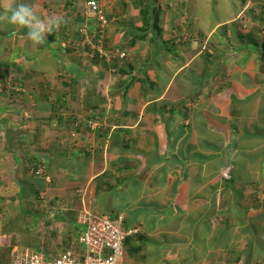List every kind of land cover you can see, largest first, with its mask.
<instances>
[{
	"label": "rangeland",
	"instance_id": "374dc122",
	"mask_svg": "<svg viewBox=\"0 0 264 264\" xmlns=\"http://www.w3.org/2000/svg\"><path fill=\"white\" fill-rule=\"evenodd\" d=\"M149 1L151 0H124V2H132L133 9L130 5H123L125 12L117 18L119 23L112 25L122 26L121 31L125 32V35L122 33L121 43L130 52L128 51L123 62L111 57L114 46L112 42L106 40L105 31L112 26L107 22H100L96 15L84 13L80 16L78 29H86L89 33L88 38L75 37L69 31L68 34L61 36V39L64 37V43L61 44L60 40V50H58L59 39H55L57 34L53 35L57 41L51 35L44 43L32 42L26 45V48H23V45L22 47L12 45L11 42L12 46L7 47L5 42V45L2 42L10 40L0 37V136H3L0 139L5 137L4 151L9 153L4 159L5 164H0V236H2L0 264H5L12 248L10 244L4 246L6 239L19 247L39 245L52 253L69 244L73 236L72 229L78 230L76 221L79 211L77 210H86L94 214L95 212L84 207L90 206L88 202L95 204L113 193L114 183L118 178H122L124 171L127 173L125 169L130 167L128 166L130 162L126 160L133 158L132 156L128 158L124 155L119 160L115 153L111 156L110 152L113 149L122 151L129 147L128 153L132 154L138 148V140L135 143L129 136L132 127L135 126L134 129L140 131L153 123L155 117L159 121V116H165L164 114L157 116L152 112V106L160 96L159 91L149 92L151 91L149 88L157 90L155 85L164 81V78L174 79L176 73L180 74L186 69L187 84H194L195 81L191 76L201 72L200 77L195 76V78L205 86L211 77L219 76L220 73V71L216 72L217 68L208 67L213 66L216 60L220 59V64L223 62L220 68L226 70L229 63L225 60L226 56L222 57V55L226 47L238 46V50L245 49L247 54V57H241L240 63L245 60H255L251 68L257 71L256 76H253V82L264 91V52L262 51L264 0H223L228 4L226 12L217 8L211 0H187L190 5L187 6L188 9H184L183 6L180 9L182 0H160V2L153 0L159 3L153 5V8L158 7L160 10L155 12V15L143 12L152 11ZM170 2H175L179 7V13L186 17L175 31L171 27L166 31L165 38L162 37V33L159 38V35H155L160 30L158 23L165 21L164 26L168 27L169 21H173L177 16L173 15L177 14V7L175 6L172 11L168 5ZM161 5L165 6L164 9ZM105 9L107 8L103 7V14H106ZM210 22L212 31L208 35L203 30ZM129 27L132 31L130 33L127 32ZM151 28L154 29L153 32ZM137 39L142 40L145 45L143 56L135 50L133 43ZM102 41L105 42L103 49L100 45ZM92 46L99 51H94ZM10 47L22 48L30 55L26 53L25 59L23 56L17 57L18 54L11 55ZM48 51L53 53L51 59L45 56ZM63 51H66L67 55H63ZM196 55L201 57L200 63L203 66L200 71L193 67V59ZM55 56L56 58H53ZM137 65H141L140 69L136 67ZM131 69L136 70L133 72ZM221 76L219 78L223 80ZM224 84L225 82L220 81L217 85L221 87ZM167 98L169 97L165 93L161 100L165 102ZM188 98L190 99L188 108L199 100L197 96L193 97L191 94ZM44 103L47 104L48 109ZM232 107L236 114L235 100ZM257 117L259 123L255 124L256 131L262 128L263 113L259 111ZM120 118H124L128 129L120 135V143L119 140L116 142L118 130L111 135L114 140L109 141L111 138L109 132L118 125ZM87 129L91 132L88 135ZM120 130L124 131L123 128ZM42 142L47 143L49 149L54 152L58 151V155L68 154L66 157L68 161L58 160L60 164L58 167L46 166L45 163L41 175H37L33 170L36 164L23 163L19 173L17 169L12 171L15 160L19 164L24 158L29 160V150L33 147L36 151L44 150L43 147H38L43 145ZM262 146L264 141L256 140V145L249 146L247 150H238L234 157L230 156L233 165L241 174L233 172V165L228 163L222 171L219 170L221 172L218 171L211 177L212 181H218L222 186H226V180L231 179L233 174L236 182L251 181L250 192L240 203V219H236V208L229 203L230 201H225L230 196V190L228 187L223 190L227 195L222 197V201L224 204L227 202L228 208L224 206L222 227L227 230L237 229L240 234L243 233L242 236H233L235 242L241 245L244 236L248 237L247 240L250 245H254L256 251L264 250V173H260L261 159L249 155L257 153ZM16 151L23 154V159L20 155H15ZM241 152H245L244 155ZM72 155H74L73 160L69 159ZM118 160L119 162H116ZM109 162L110 164L114 162L115 165L108 168ZM120 163L123 164L121 171L117 166ZM130 169L133 170L132 167ZM52 170L58 178L53 176ZM66 172V177L74 174L75 177L81 176L80 173L82 177L70 184L64 176ZM83 173H87V176ZM96 174L99 180L91 184L90 178ZM242 174L248 176L247 180L241 176ZM83 177L84 180H88L86 186ZM11 197L19 203L11 204ZM84 201L83 205L86 206L81 208V203ZM96 207L102 215L109 214L106 213L109 206L104 211ZM231 214L236 218L230 219ZM210 224L207 226L208 231L214 225H218L219 221L212 220ZM201 227L204 228V224ZM253 262L264 263L262 254L256 256Z\"/></svg>",
	"mask_w": 264,
	"mask_h": 264
},
{
	"label": "crops",
	"instance_id": "0c3cea01",
	"mask_svg": "<svg viewBox=\"0 0 264 264\" xmlns=\"http://www.w3.org/2000/svg\"><path fill=\"white\" fill-rule=\"evenodd\" d=\"M84 1L23 0L42 19H47L51 16L64 17L66 22L61 24L58 30H55V34L49 35L51 37V35L57 34L55 39H59L58 50H60V40L61 44L64 43V37L61 39V36L68 34L69 31L79 38L80 34L75 30L80 24V16L84 14ZM99 1L102 7L107 8L105 11L111 26L117 22L119 16L123 15L126 4L130 5L131 9H133L132 2H124V0H119L118 3L117 0ZM151 1L149 2L152 11H146L149 14L153 13L155 15L154 13L160 10L157 6V8H153V5L159 3ZM157 1L160 2V0ZM211 2L223 12L227 11L228 4L223 0H211ZM168 5L173 11V5L170 6L171 2ZM163 6L162 9L165 7ZM182 6L184 9H188L187 6L190 5L187 0H182L179 6L180 9ZM179 7L177 5V14H173L177 16L173 21L168 20V27L164 26L165 21L164 23L162 21L158 23L160 30L155 35H159V38L161 33L162 37L165 38L167 36L166 31H169L171 27L175 31L184 21L186 15L179 13ZM2 11L3 5L0 4V12ZM211 24L210 22V24L204 26V33L209 35L210 31H212V28H210ZM121 28L122 26L110 27V29L105 31V37L107 41L109 40L113 43V46H119V48H123L128 53L129 50L123 47L121 43L123 41L122 33L125 35V32L121 31ZM136 28L140 29L142 27ZM153 31L154 29L151 30V32ZM27 32V28L10 24L7 20L0 21V37L10 40L2 42L3 44L5 42L7 47L16 44L19 47L23 45V48H26V45L32 44V41L27 36ZM127 32H132L130 27ZM129 35L132 36V34ZM49 36L46 38L50 39ZM129 39L131 41V38ZM133 44L135 45V50L143 56L145 51L143 49L145 47L143 41L137 39ZM238 48V46L226 47V51L222 55V57L226 56L225 60L231 67L228 66L226 70H222L220 66L223 62L220 64V59L216 60V64L208 67L211 69L217 68L216 72L220 71V73L219 76L211 77L214 80L209 79L208 84L205 86H202L198 81L201 72H197L199 74L194 73L191 76L195 81L194 84H187L188 80H186V76L188 75V71L185 69L180 74L176 73L174 79L173 77H166L164 81L159 82L160 84L157 83V86L155 85L157 90L156 88L155 90L149 88L151 90L149 92L159 91L158 95H160L157 99L158 102L156 101V104L152 106V112L157 116L159 114H164L165 116H159V121H157L156 117H153V123H150L147 128H142L140 131L137 130L139 132L136 131L137 128L134 129L135 126L132 127L129 136L134 139L135 143L138 140V148L132 154L128 153L130 152L128 150L129 147L128 149H122V151L120 149H113L110 152L111 156L115 153L119 157V160L124 155L126 157H133H128L130 159L126 160L130 162L128 166L132 167L133 170L128 167V169H125L127 173L124 171L122 178L116 180L113 186L114 189L112 190L114 194L111 192L108 197L106 196V199L99 200L95 204L88 202L90 205L88 208L84 207L86 205H83L85 201L81 203V208L84 207L100 215L102 214L101 212L99 213L96 206L101 211H104L109 206V208L107 207L108 212L106 213H109L107 215L114 216L122 213L125 218L124 225L126 227H137L139 229L138 233L130 236L131 238H128L129 242L127 240V243H125V264H255L253 260L260 253L264 258V250L260 251L258 249L256 251L254 245H250V242L247 240L248 237L244 236L246 240L243 239L241 245L238 244L239 242H235L233 236H242L243 233L240 234L236 231L237 229L227 230L222 227V221L224 220L223 210L224 206L228 208V201L237 210V218L234 214H231L229 216L230 219L232 217L240 219V203L246 194L250 192L251 181H245L244 183L242 181L240 183L236 182L234 181L235 174H233L231 179L226 180V186H222L221 183L212 181L211 178L219 170L222 171L223 167L228 163L233 165L230 156L234 157L238 150H247L249 146L256 145V140L264 141V110L262 111V108H264V91L253 82V76L257 71L251 68L255 60L250 59L249 61L245 60V62L240 63L241 57H247V54H245V49L243 51V49L238 50ZM9 51L11 55L18 54L16 55L17 57L22 58L23 56L24 59L26 53H29L22 50V48L18 49L15 47H10ZM51 53V51H48L45 53V56L51 59V55L53 54ZM63 55H67V52L63 51ZM130 55H132V52ZM56 56L53 58H56ZM59 59L61 58L59 57ZM200 59L201 57H198V55L193 59V67H196L199 71L203 66L200 63ZM140 66L137 65L136 67L140 69ZM188 66L190 67L191 64ZM134 70L136 69H131L133 72ZM220 75H222L221 78L223 80L219 78ZM195 76L198 77L197 81ZM220 81L225 82L221 87L217 85ZM165 93H167L169 98L163 102L161 99ZM189 94L193 97L197 96L199 99L190 108H188ZM183 100L185 101L182 102ZM234 100L237 105L236 114L232 107L234 106ZM45 106L48 109L47 104ZM259 111L263 113V122L262 128L256 131L255 124L259 123L257 120ZM125 123L124 118H120L118 125L114 126L112 131L109 132V136H111L118 130L116 142L120 139V135H123L126 129H128ZM240 124L243 125L240 126ZM230 125L232 127H229ZM122 128L124 131L120 130ZM86 133L88 135L91 132L87 129ZM83 134L85 133L83 132ZM4 138L0 139V164L2 165L5 164L4 159L6 155H9L6 150L4 151ZM112 140H114V137L111 136L109 141ZM239 143L240 145H238ZM42 144L38 147H43L44 150L40 149V151H36L34 147L29 150V160L23 159V154L16 151L15 155H20L23 161L19 164L15 160V166L12 168V171L13 169H17L19 173L22 170L21 166L24 164L34 165L41 159H44L46 166L51 165L56 167L60 165L58 164V160L68 161L66 158L68 154L58 155V151L54 152L49 149L47 143L42 142ZM196 150L199 152H196ZM241 153L244 155L245 152ZM73 156H69V159L73 160ZM249 156H256L261 159L260 173H264V146L257 153ZM30 160H32V163H30ZM119 160L116 162H119ZM132 162L133 165H131ZM7 165L9 164L7 163ZM112 165H115V163L111 162L110 164L109 162L108 168ZM117 166L120 168L119 171H121L123 164L120 163ZM233 172L241 174L235 165H233ZM52 174L58 178L54 174V170H52ZM83 174L87 176V173ZM245 174L241 175L244 176V179L248 177ZM66 175L67 172L64 176L66 177ZM75 175H68L66 180L70 184H73L82 177L81 173V176L75 177ZM115 176L117 177V175ZM97 177L98 174L90 178L91 184L99 180ZM83 183L86 186L88 180H84ZM225 187H228V190H230V196H228L229 198L225 200L227 202L224 204L222 197L227 195V192L223 191ZM10 199L11 204L19 203L14 197ZM78 211L80 214L86 210L79 209ZM212 220H218L219 224L214 225L208 231L207 226L211 225L210 221ZM202 224H204V228L201 227ZM77 225L79 230V224L77 223ZM72 231L74 233L73 229ZM7 240L4 241V246L6 244H10L11 247L16 246ZM0 247H2V244H0Z\"/></svg>",
	"mask_w": 264,
	"mask_h": 264
},
{
	"label": "built area",
	"instance_id": "2783aa9c",
	"mask_svg": "<svg viewBox=\"0 0 264 264\" xmlns=\"http://www.w3.org/2000/svg\"><path fill=\"white\" fill-rule=\"evenodd\" d=\"M85 12L106 22L97 0H86ZM80 31L87 33L85 29ZM124 56L125 53L120 52L119 57ZM34 170L41 175L44 165L38 164ZM124 219L122 213L110 216L84 211L78 214L80 228L74 231L67 246L54 253L42 247L13 246L5 264H125V240L137 234L139 229L126 227Z\"/></svg>",
	"mask_w": 264,
	"mask_h": 264
},
{
	"label": "clouds",
	"instance_id": "9594fccd",
	"mask_svg": "<svg viewBox=\"0 0 264 264\" xmlns=\"http://www.w3.org/2000/svg\"><path fill=\"white\" fill-rule=\"evenodd\" d=\"M85 2L86 0L84 1L83 7H84V13L85 15H87L85 12ZM97 2L100 5L101 9L103 10L100 1L97 0ZM0 4L3 5V11L0 12V21L7 20L8 23L10 24L16 25L18 27L27 28L28 38L36 44L44 43L47 35L52 34L55 30H58L61 24L66 22L64 17L62 16H51L48 17L47 19H42L33 11V8L28 3L23 2V0H6V2L5 0H0ZM172 5L173 8H175V6L177 7L175 2L171 3L170 6ZM103 15L105 17L106 22L109 24L108 17H106V14ZM76 31L80 34L79 35L80 38L84 37V35L87 36L89 35L86 29L85 32L87 33H82L80 29H78V26L76 28ZM104 41L100 43V45H102V49H103V43H105ZM92 49L94 51H99L98 49L95 50L94 47ZM106 49H110V48H106ZM120 52L125 53V56L123 58L119 57ZM112 53H113V56H111L112 59L115 57L120 62L121 61L123 62L125 57H127L126 55H128L127 52L125 50H121L119 46H114ZM38 164L44 165L45 164L44 159L38 161L34 166V168H36Z\"/></svg>",
	"mask_w": 264,
	"mask_h": 264
},
{
	"label": "trees",
	"instance_id": "16d2710c",
	"mask_svg": "<svg viewBox=\"0 0 264 264\" xmlns=\"http://www.w3.org/2000/svg\"><path fill=\"white\" fill-rule=\"evenodd\" d=\"M145 14H147V11H143ZM154 28L156 29V27L154 26ZM151 30H152V28H151ZM50 37V36H49ZM262 51L264 52V40H263V42H262ZM264 57V56H263ZM58 218V217H57ZM60 218V217H59ZM75 231H77V230H75ZM128 238H131V237H127V239L125 240V243H127V240H128V242H129V239Z\"/></svg>",
	"mask_w": 264,
	"mask_h": 264
}]
</instances>
